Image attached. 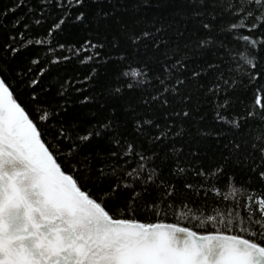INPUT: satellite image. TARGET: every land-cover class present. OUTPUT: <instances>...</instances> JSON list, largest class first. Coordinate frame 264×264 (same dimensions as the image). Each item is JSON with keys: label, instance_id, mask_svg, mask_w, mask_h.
<instances>
[{"label": "snow or ice", "instance_id": "6c2138e0", "mask_svg": "<svg viewBox=\"0 0 264 264\" xmlns=\"http://www.w3.org/2000/svg\"><path fill=\"white\" fill-rule=\"evenodd\" d=\"M0 33V264H264V0H11Z\"/></svg>", "mask_w": 264, "mask_h": 264}, {"label": "trees", "instance_id": "16d2710c", "mask_svg": "<svg viewBox=\"0 0 264 264\" xmlns=\"http://www.w3.org/2000/svg\"><path fill=\"white\" fill-rule=\"evenodd\" d=\"M11 0H0V9H3L5 6L10 5ZM31 2L33 4H35L36 0H31ZM20 12L23 11V9L19 10ZM12 17L10 16L9 19H11ZM48 27L47 24L40 26L39 28H33L31 30V34L33 36H37V35H42L45 31L46 28ZM4 40V36L2 33H0V43H2ZM53 45H55V39H53ZM29 53L31 54H35L37 52H44L46 51L43 48L40 47H36V48H30L28 49ZM85 54H81V56L79 58L73 59L70 62H68L67 64L61 65L60 68L58 69V71L60 72L61 75L63 76H71L74 79H76L77 81H82L83 77L86 76L89 73L90 67L91 65L89 64H81L79 61L80 59H83V56ZM84 87H90V85H83ZM87 94V93H86ZM245 102H248L251 97L249 92H244L242 94L241 97ZM240 179V178H238ZM194 183H199V181H195ZM216 187H218L220 189V195L221 197L224 195V193L227 191L226 187H225V181L223 179L219 180L218 183L215 185ZM188 195L189 199H191V193L186 194ZM242 195L243 193H237L238 197H241V215H244V211H243V200H242ZM218 197L213 196L211 193H209L208 196V200H207V204H208V209H201V212H203L205 215L206 214H210L211 211V207H214L216 204V201L218 200ZM230 199H233L232 197H230ZM200 201H196V203H199ZM223 206V205H222ZM200 214V213H197ZM137 219L141 220V222H145V223H153L155 222V217L152 216L150 213H146V214H138ZM165 222H178L176 221L174 218L169 219ZM182 223V222H181ZM195 223V222H194ZM182 226H190V225H182ZM247 238V237H246Z\"/></svg>", "mask_w": 264, "mask_h": 264}]
</instances>
